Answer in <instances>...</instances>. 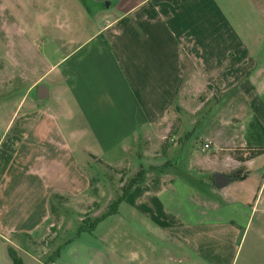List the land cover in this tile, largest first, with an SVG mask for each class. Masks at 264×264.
Segmentation results:
<instances>
[{
    "label": "crops",
    "instance_id": "obj_1",
    "mask_svg": "<svg viewBox=\"0 0 264 264\" xmlns=\"http://www.w3.org/2000/svg\"><path fill=\"white\" fill-rule=\"evenodd\" d=\"M44 2L34 38L1 32L5 56L20 70L17 81H3L28 86L0 127V241L34 240L58 223L55 200L88 209L80 197L104 185L115 193L128 176L116 214L101 220L117 218L114 236L124 248L112 252L111 264L147 257L131 252V230L118 228L131 224V212L174 235L185 264H234L250 230L257 245L264 242V178L252 200L237 195L255 174L244 170L257 159L245 161V149L264 148L255 146L264 136V0ZM34 90L36 101L29 98ZM194 126L203 136L200 151L210 141L211 155L185 170L188 183L173 171L180 147L173 146L188 143ZM136 146L147 147L148 165L133 178L121 162ZM101 169L118 182L105 175L104 182ZM210 172L228 183L218 189L214 180L201 181ZM201 182L209 191L234 186L236 196L205 205ZM261 251L250 252L256 264H264ZM26 259L22 264H39L29 253Z\"/></svg>",
    "mask_w": 264,
    "mask_h": 264
},
{
    "label": "rangeland",
    "instance_id": "obj_2",
    "mask_svg": "<svg viewBox=\"0 0 264 264\" xmlns=\"http://www.w3.org/2000/svg\"><path fill=\"white\" fill-rule=\"evenodd\" d=\"M44 8V0H0V40L3 38L1 32L5 27L12 29L13 33L16 29L23 30L28 38H34L35 34L33 32L37 31V28L42 29L43 27L44 22L42 17H38V15L44 11ZM5 77H10L11 80L15 79L17 81L20 77V70L18 65L13 66L7 56H5L0 41V127L4 126L9 120L12 112L19 105L25 88L28 86L26 82H4L3 80ZM35 92L34 90L29 98L36 101ZM205 117H207V115H205ZM200 129L203 132V128ZM198 130L199 128L197 126L191 127V129H188L190 133L189 142L183 145L180 144V140H177L173 146L174 148L180 146L177 153L179 157L176 162L177 168L173 171L177 172L175 174L182 182L186 181L190 183L192 177H188L185 170L189 169L196 159H199L200 163L203 165V162L206 163V159L211 155L210 150L206 152L200 151V139L203 138V136L202 133L198 134ZM198 136H200L199 139ZM258 139L259 141L255 143V146L264 147V136ZM147 150V147L136 146L132 155L126 154L122 157L121 164L124 165V170L129 168L133 178L141 177L143 174L138 170H146L148 165L146 161V159H148L146 157V154H148L146 152ZM243 167L245 171L251 170L255 174L243 184L244 186L241 188L242 193L237 195L242 201L248 199L252 200L255 195H252L250 191L253 190V192L256 193V189H258L260 182L264 178V155L255 159L249 165L245 164ZM201 168L206 169L207 167L201 166ZM101 170L100 174L104 182L105 179L107 180L106 182L109 183L118 182V176L114 175L112 170ZM136 171L137 173L134 174ZM128 172L129 171L125 172L122 177L127 176ZM104 175L105 179L103 177ZM203 176L204 178L200 179L207 184L214 180L211 172ZM124 181L127 182L115 193L109 191L110 189L106 190V188H103L104 185L96 186L95 190L91 193L84 194L80 197L86 204H89L88 209H79L81 207L80 204H77L80 207L76 208L74 202L60 204L55 200L54 206L58 223L55 222L52 227H48V231L46 232L44 228L41 231L42 233H38V235L41 233L40 236L36 237L34 240L24 237L21 241L22 245H19L21 243L15 245L14 242L6 244L0 241V264H12L8 254L9 248L14 250L21 261L22 258L26 259V255L29 253L38 260L39 264H48L50 262L56 264H102L99 262V253H101V255L103 254L104 263L108 260V264H111L112 261L109 256H112V252L124 249L123 246H121L122 242L117 243L114 236L117 230V218L113 220L104 219V221L98 220L108 214L111 207L116 208L115 211L117 212L119 206L118 202H120L124 194H126V196L128 194V185L131 179L127 176V179H124ZM205 183L201 182V189H199V197L201 201L203 200V202H205V205L208 203V200H211L209 203L213 202V204L221 205V201L225 200L227 193H229L228 195L230 197L236 196V191L233 189L234 186H229L223 190L210 188L209 191L203 187ZM189 186L192 187V185ZM194 187L197 188L196 185H194ZM109 199L112 200L111 204L106 203V201H110ZM194 199H197V195ZM185 200L190 203L191 197L189 198V195H185ZM116 203H118L117 206ZM116 212L114 214H116ZM119 212L123 216H128V211L125 209L121 208ZM124 219L129 220L126 218ZM142 221V217L131 212V224L123 225V222L119 221L120 224L118 225V228L131 230V252L146 251V253H148L147 257L143 259L144 263L142 264H151V262L152 264L186 263L185 257L182 258L176 255V248L179 240H177L174 235L159 227H149ZM254 223L255 221L253 224ZM91 228H93L92 231H89ZM253 240L254 234L251 233L250 230L246 241L244 242L243 239L238 248L234 264H256L255 255L250 257V252H256L262 257L263 251L261 250H264V242L260 241L257 245ZM234 241L235 240L232 239L231 244L236 246L237 240ZM184 247H186V245H184ZM127 248L128 247H126V249ZM91 255L96 256L91 257ZM29 264H35V262L32 263L30 261Z\"/></svg>",
    "mask_w": 264,
    "mask_h": 264
},
{
    "label": "trees",
    "instance_id": "obj_3",
    "mask_svg": "<svg viewBox=\"0 0 264 264\" xmlns=\"http://www.w3.org/2000/svg\"><path fill=\"white\" fill-rule=\"evenodd\" d=\"M245 152L247 153L245 161H248V160H252V159H255V158H258V157L264 155V148H253V149L247 148V149H245ZM125 195L126 194H124L122 198H124ZM118 203H116V206ZM115 210H116V208L111 207L109 213L106 214L101 219H99L98 221H101L103 218L114 214L116 212ZM92 229L93 228H91L89 231H92ZM8 254H9V257L12 261V264H22L21 259L16 255V253L14 252V250L12 248L8 249Z\"/></svg>",
    "mask_w": 264,
    "mask_h": 264
},
{
    "label": "water",
    "instance_id": "obj_4",
    "mask_svg": "<svg viewBox=\"0 0 264 264\" xmlns=\"http://www.w3.org/2000/svg\"><path fill=\"white\" fill-rule=\"evenodd\" d=\"M45 92L46 89L44 86L40 85L38 87V94H37V98L38 99H43L45 98V94L43 95L42 92ZM229 181V178L222 175V174H215L214 175V185L216 188L220 189L223 188Z\"/></svg>",
    "mask_w": 264,
    "mask_h": 264
},
{
    "label": "built area",
    "instance_id": "obj_5",
    "mask_svg": "<svg viewBox=\"0 0 264 264\" xmlns=\"http://www.w3.org/2000/svg\"><path fill=\"white\" fill-rule=\"evenodd\" d=\"M210 146H211V142L210 141H205V143L202 146L201 151L203 152V151L208 150Z\"/></svg>",
    "mask_w": 264,
    "mask_h": 264
}]
</instances>
